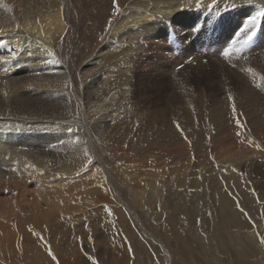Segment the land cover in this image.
<instances>
[{
    "label": "bare ground",
    "instance_id": "1",
    "mask_svg": "<svg viewBox=\"0 0 264 264\" xmlns=\"http://www.w3.org/2000/svg\"><path fill=\"white\" fill-rule=\"evenodd\" d=\"M110 1L115 2L116 5H114V7H113L110 4V7L111 8L113 7L114 9H115V7H117L114 11L117 10L116 12H118L119 14H117L118 18L116 20L113 19L114 23L108 32L109 33V37H107L108 38V49L107 48H105V49L101 48L98 51V53L96 52L97 53L96 55L91 54L89 56L86 54V56H83L82 59L77 60L76 59L77 57L74 56L75 53H74V51H72V48L69 49L67 47V45L69 47H71L70 40L72 39L73 34L77 31V27H75V25L73 24L74 23L73 13L75 12V10L74 11L72 10L73 12H71V9L74 8V7H72V3L76 2V7L78 8L77 5H80L82 2L83 5L85 6V10H87V11H88V9L90 7L89 5L91 3L92 8H91L90 14L94 15L95 13H97V12L93 11V10H95L94 8L97 7V9L99 11V9L101 7V2H104L103 4H105L104 9H106V12L110 13V11H109L110 7L107 4L109 2V0H0V264H97L98 260H101V262H103L104 264H140L139 261H141V259L138 260L136 257H135L136 259H133L134 256L130 252H124L127 254L123 253L124 254V255L122 254L123 256H121L120 254H119L120 256H118L116 254V252L113 251L115 254L113 253L112 258L102 260L103 259L102 252L106 253L108 251H111V248H109L106 245H104L102 249L97 247V244H99V243L101 244V242H103V243L107 242V245L110 242L109 241V233L108 234L102 233V235L101 234L99 235V238L104 237V238H102L103 241H101L99 238H96V236H98V235L95 236L94 231L97 230V232H99L98 227L96 230L92 231V233L94 232V234H93L94 236L89 235V234L87 235L86 233L89 232V231H87L85 233V235L83 234V236L80 234L78 240H75V241L73 240L75 242L73 244L67 242L68 240L65 241V239H63L65 241V244L67 243L65 246L61 245V243L59 245H56V244H53L51 242L52 243L51 245H53L52 248H53L54 252L53 251L52 252L54 253L53 254L54 256L51 255L50 253L48 254L47 251L50 249H48L47 251L44 249L45 242H47L49 238L52 239L53 235H54V237L57 238V236H55L56 232L52 231L51 228L50 229L48 228V223L50 221L52 222V220L54 221L56 219L55 216H57V215L59 216L60 214H58V213H61V212L63 214L64 213L63 211L66 209H70V208L73 209V208H77L78 206L81 207L82 204H86L85 209H88L87 203L94 202L92 200L95 199L94 197H95V195H97L96 193L100 189L102 194H104L103 191H107L108 193L109 192L111 193L109 195H112L111 197L113 199H111L110 197L109 198L107 197L109 202H112L113 204L117 202L116 204H118V205L122 204L124 208H127L131 212L130 215L133 216V219L135 222L134 228L137 227L141 237L143 236L145 239H147L149 242H151L153 239L151 238V236H149L150 235V233H149L150 229L148 230V228H147L148 226L144 227L147 224L144 225L143 222H141V221H143V219H141V221H139L137 219V217L135 215V213H136L135 211H137L138 208L136 206L135 208H137V209L135 211H133L131 209L130 206L132 205V203L130 206L127 203V202H129L128 200L130 198L127 200H123V198L120 196V191H122V189L125 188L124 190L130 191L133 193V195H135L136 201L134 203L139 206L140 210L145 209V207L147 208L146 205L144 206V202L146 204L148 203L145 201L148 196H150L151 198L154 197L157 205L159 206V207L157 206L158 209H160V207H161V210H163L164 205H165V192H166L165 187L167 188V186H168V185L166 186V182L168 179H170V176L176 177L177 179L180 178L177 180V182L175 180H173L176 182L175 185H177L179 183V187H180V183L183 184V182H184V184H185L187 182L193 181L194 178L192 177V173L190 172L191 163H192V159H198V161L201 162L200 159L202 157H199L201 155H199V156L196 155V153L201 154L200 151L204 150V149L199 148L200 147L199 144H201V143L204 144V147H205V145H209V147H207V150H206L207 156L212 155V156H216V158H218V161H219L218 168L219 169H221L223 172L227 173L228 177L231 176V178H233V180L236 183L243 184L247 188H249V186L247 185V183L244 180L243 175L241 174V168L243 170V168L245 167V169L250 170L251 172L255 171L256 173H258L259 170H262V171L264 170V132H259L258 130L255 131L251 127V129L249 128V130H250L249 132L245 131V130L237 131L238 132L237 136L236 137H235V135L233 136L234 139L231 137H228L229 133H227V132L229 131V129L225 128V126H223L222 119L220 117L222 112L217 110L219 115L216 116L217 117L216 119H218V123H217L218 128H216V129L221 130L223 127H224V129L221 132H219V134L221 133L222 135H220V137H218L219 136L218 135L217 136L218 138H216V140H214V139L212 141L210 140L211 142L209 144H206L207 142L204 140L203 134H202L203 140L201 139V134L199 132L200 130L198 131L199 132V134H198V132H196L195 129L193 130L190 127V129L193 131V134L191 135L190 133L192 131L187 133V131L184 130V132H183V129H181L180 126H177V125L172 126L171 124H169V125H171L169 127L170 130H169V132H167V133H169L170 136L169 135H167V136L170 137V139H168V145L177 146L175 148L171 146L173 150L175 149L174 152L172 151L173 153H170L172 149L169 152H168L169 149L166 150V148H165L166 151H164V150L162 151L161 148L159 149V147H162V149L164 148L163 144H162V146H160L161 145L159 143L160 139L159 140L156 139L157 141H153L155 143L156 142L159 143L160 144V145L158 144L159 146H156V145L153 146V143H152L153 139L151 140V144H152V146H151L150 143H147L148 140L144 141V139L146 137L144 139L142 138L144 142L140 141L137 143L134 139L135 144L137 143L136 145H133V144L129 145L127 143L129 147L126 145V142H125V146H124L125 148L123 147L124 144L123 145L120 144L123 142H120V143L117 142L120 144L119 146H121L120 147L121 149L119 151L118 150H116V151H118L120 153V155H122V154L125 155V157H124V155H122L123 158H125V161H124L125 164H124V166H121V165H123V161H122V164L119 162L121 165L120 164H118L117 166L114 165L115 166V168H113V169H115L114 171H116V167L118 168V170L115 173H117L118 171L120 172L118 175V177H119L118 179L120 181H118L117 178H114L117 181L116 180L114 181L112 179V177H113L112 176V173H113L112 167L113 166H109L107 164L106 158L108 156H110V153L112 152V149H113L112 147L117 146V145H114L112 143V140H110L108 138V136L110 137V134L108 135L107 133H109L108 132L109 125H112V124H110V121L113 124L115 122V121L113 122L112 116L119 114L118 112L121 109H123L122 107H125V105H126L125 102L127 99V93H128V91H130L128 89L129 87L127 86V83L125 81L126 77H128L127 73L129 71V66H130L129 65V62H130L129 57L132 55V53L143 48V45H142L140 40H143V38L157 39V37H160L162 39L165 38L164 39L165 43L173 42V40H172L173 37L171 35L172 29H169V27H167L168 26L167 22L172 23L174 30H180V31L181 30H188L187 36L193 37L194 36L193 32L195 30V27H198L199 21L202 17L210 16V15H216L217 12H219L221 10L231 9L232 6H234L233 4L237 5V8L239 9L241 14L249 15V16H255V15L258 16L259 13L264 12V0H110ZM229 4H230V6H229ZM104 9L102 11H104ZM102 11H101V13H102ZM81 12H82V10H81ZM229 12H227V13L229 14ZM98 14H100V12ZM223 14H224V12H223ZM79 16L81 17L82 15H79ZM110 17H112V16L110 15ZM259 17H260V15H259ZM92 19H95V16ZM98 19L93 20V21L96 22ZM230 21L231 20H229V22ZM236 22H233V23H236ZM80 23H82V22H80ZM80 23H79V25H80ZM262 23H263V21H262ZM106 24H108V23H106ZM111 24L112 23H110V25ZM201 24H202V22H201ZM83 25L85 26L86 23ZM110 25H109V27H110ZM219 25H220V23H219ZM226 25H227V23H226ZM263 25H264V23H263ZM80 27H83V26H80ZM94 27L95 26H93V28ZM83 28H82V30H83ZM85 30H83V31H85ZM102 31H104L103 28H102ZM230 31H231L230 26L225 27V30H224V32L221 33V35H224L225 38L226 37L228 38ZM85 32L82 35H85ZM93 32H94V30H93ZM105 32H107V29L105 30ZM79 33H80V30H79ZM217 34H219V30H218ZM103 35H104V37L106 36L105 34H103ZM85 36H83V38H85ZM96 37H97V35H95V39H96ZM212 37H214V36H211V42H212V39H215ZM100 39H102V37ZM74 40L75 39H73V41ZM261 41H260V43H261ZM75 42H77V41H75ZM88 43H89V41H88ZM90 43L96 44L98 42L93 43L91 41ZM222 43H224L223 39L219 40V38H218V40L215 42V45H221ZM77 44H80V42H78ZM91 44H89V45H91ZM175 44L176 43H174V42L171 43L173 53H174L173 57L174 58L175 57H181L182 53L180 50H178L177 44L176 45ZM227 46H228V44H227ZM258 46H256V47H258ZM6 47L8 48V51L6 50L7 49ZM86 47H88V46H86ZM67 48L70 50L69 54L71 55V53H72V55H71L70 60L65 59V60L69 61L68 63H65V61L62 60V57L58 58V57H56L57 55L55 56V54L57 51L62 49L61 50V52H62L64 49H67ZM258 48H261V47H258ZM2 49L3 50L5 49L6 51L3 53L1 51ZM57 49H59V50H57ZM88 49H89V47H88ZM262 49H261V51H262ZM83 51H85V50L83 49ZM253 51L259 52L260 49L257 50V48H255V49H253ZM65 52H66V50H64V54H65ZM248 54L250 55L249 52H248ZM59 55H61V54H59ZM70 55H69V57H70ZM66 56H67V54H66ZM246 57H247V55H246ZM254 57L255 58H253V59L251 58L249 61L248 60L247 61H240L239 64L242 67V71L236 72V74H234L235 75L234 77L237 78L236 80L241 83V86H242L241 93L243 95H245V97L252 99L253 109H251L250 113L252 111L256 110L254 112L255 116H252L251 119L249 120L250 124H257L258 126L264 127V55H262V53L261 54L259 53V55L257 57L255 55H254ZM67 58H68V56H67ZM213 58H215V57H213ZM252 60H255V63L252 62ZM217 62H218V60H217ZM221 62L223 63V61H221ZM233 71L234 70H232L231 72H233ZM130 84H132V83H130ZM76 93L78 96L80 94V96L78 98L81 99L80 101H82V105H83V106L78 107L81 114H76L77 111L73 113L72 109H71L72 114L71 113L69 114L68 111L60 110L58 108L57 109H54V108L47 109L48 107H51L56 103H60V100L63 98L73 97L74 94H76ZM83 94H84L86 99L82 98ZM132 103H134V102H132ZM74 105H76V104H74ZM136 105H137V103H136ZM233 105H235L233 100L228 99L227 101H225V103L222 104L223 108H221V104H219V109L220 108L223 109V112L226 109L230 110L232 112L231 115H235L236 120L239 121L240 117H239V112L237 110V106L235 105V108H233ZM35 106H36V109H34ZM137 106H139V105H137ZM42 113H46L49 118H48L47 122H41V126H39V124H35V123H37L39 121V119L41 118V117L39 118V115H41ZM125 113H123V114H125ZM260 113L262 115L261 117L259 116ZM125 116L128 118L127 115H125ZM119 117H120V115H119ZM126 117H124V118H126ZM212 117L214 118V116H212ZM119 119H116V120L118 121ZM124 120L125 119H123V121ZM213 120L215 121V119H213ZM234 120H235V118H234ZM157 121H159V120H157ZM214 121L213 122L211 121V122L214 123ZM125 122H126V120L124 121V123ZM240 122L241 121H239L237 123H240ZM10 123L12 124V126H3V124L8 125ZM116 123H118V122H116ZM42 125H45V126H42ZM73 126H75V128L81 127V126H86L88 128V131H89V129H91L95 135L92 136V140H91L90 136L88 137V139H87L86 135H82V136L79 135L78 137L76 136L77 138H79V140L81 139V142L77 144L78 146L76 145L78 148L72 147L70 145V147L68 146L69 149H67V151L62 153V148H61V145L63 144L62 140L65 138L64 140L68 139L67 140V142H68L70 140L69 138H71V139H72V137L75 138L74 136L76 134H74V133H71L70 135H68L69 133L66 134L68 129H70V130H71V128L73 129ZM46 128H50V131H48ZM75 128H74V130H75ZM165 128H166V126H165ZM167 129L168 128H166V130ZM212 130H213V126H212ZM106 131H107V133H106ZM50 132L52 133L53 138L50 136ZM162 132H163V130H162ZM225 132H226V135L224 134ZM140 133H143V131L142 132L140 131ZM140 133H138V134H140ZM89 134H91V131ZM131 134L132 133H130V135L128 137H130ZM106 135H107V137H106ZM112 135H113V133H112ZM117 135H119V133ZM159 135H158V138H161ZM195 135H196L197 139L200 140V141H198L199 143L198 142L195 143L194 138H192L193 140H191V137L192 136L194 137ZM113 136H115V135H113ZM212 136H216V133H215V135H212ZM120 137H122V136H120ZM120 137L118 136L119 139H120ZM126 137H127V135H126ZM118 138H117V140H118ZM138 138H137V141H138ZM86 139H87V143L83 142V140H86ZM111 139H113V138H111ZM79 140H77V141H79ZM120 140L123 141L122 138ZM163 140H164V142H167L164 137L161 141H163ZM130 141H132V140H130ZM70 143H72V141ZM102 144H104L105 146L107 145V148H109L111 150L107 154L106 158L100 159L98 157L97 153H99V151L103 149ZM180 144H182L183 146H180ZM165 145L167 146V144H165ZM192 145H194V146H192ZM179 146H180V148H179ZM66 147H67V145H66ZM193 147L197 148V150L194 151ZM107 148H106V150H107ZM140 148L143 151L142 150L139 151ZM148 148H150V149H148ZM169 148H170V146H169ZM115 149H116V147H115ZM145 149H146V151H145ZM147 149L149 151H147ZM137 151L139 152L138 155L136 154ZM162 152L165 155L164 157H162L163 155H161ZM103 154H105V153L103 152ZM177 154L179 156L185 157V158H183V161L177 160V156H178ZM119 157H121V156H118L117 158H119ZM134 157H136L138 160L135 159ZM174 157H175V159L171 160ZM117 158H115V159H117ZM162 158H163V161H161ZM121 160H123V159H120V161ZM115 161H117V160H115ZM256 166H257V168H256ZM166 168L168 169V171L171 170V172L170 173L167 172L168 173L167 174ZM258 168H260V169H258ZM215 170H217V168ZM221 170H220V172H218L219 170H217V172L222 174ZM246 172H248V171H246ZM105 173L108 176V177L106 176V180L104 178ZM242 173H244V172H242ZM84 175H89L90 177L87 176V178H85V177H83ZM107 178H109V181H107ZM168 181H170V180H168ZM210 182H211V180H210ZM216 182H218V181H216ZM48 183H49V185H47ZM44 185H47V186H44ZM191 185L193 186L192 182H191ZM214 185H215V182H214ZM211 186H213V185H211ZM225 186L228 187L229 185L226 184ZM199 187H201V186H199ZM189 188H191V187H189ZM189 188L187 187V190L185 191L186 196H188V198L187 197L186 198L189 200V202L187 204H190L194 197L205 196V194H204L205 192L201 193L200 189H198V191H193L194 189H189ZM219 189H221V186H219ZM209 191L210 190H208L206 192L209 193ZM211 191H213V190H211ZM211 191H210V193H211ZM123 193H124V191H123ZM189 194L192 195V197ZM219 194L222 197H224L221 193H219ZM126 195H128V194H126ZM129 195L131 196V194H129ZM207 195L208 194L206 193V196ZM101 196H103V195H101ZM209 197H210V195H209ZM103 198L104 197H102V200H103ZM172 198H174V197H172ZM169 200H170V198H169ZM132 202H133V197H132ZM181 202H184V201L181 199ZM101 203H102V201H101ZM112 203H110V206ZM181 204H184V203H181ZM103 207H104V204H103ZM123 207L121 206L119 209V207L117 206V209L120 210V213H121V208H123ZM174 207H175V210H177V211L179 210L177 205H176V202L173 205V208ZM104 208L102 209L103 211H104ZM111 208L114 209V206L110 207V209ZM190 208L194 209V207H190ZM89 209H90V207H89ZM221 209L222 210L219 212L218 215H220V216L223 215L222 218L224 220L227 219V222L229 223V228L232 231H236V232L239 230L237 232L238 234L237 235L235 234L236 239L235 238H233V239L238 241V246H241V249L239 250L240 254H242L244 257H247L246 263L247 264H264L263 257L261 259L259 257L258 258L256 257L257 258L256 261L253 260L255 258L254 256L258 252H263L262 244L259 243L258 238L251 231H247V230L242 231V229H244V228H248V229L252 228L253 227L252 223L254 225H259V222H257V220L255 218L254 219H252L251 217L249 218L250 220H252V223L250 222V220L248 219L247 216H246L247 218H243L244 215L242 216V213L241 212L239 213L237 211L238 210L237 208H236L237 210H235L233 207L231 208L228 206V202H227V199L225 197L223 198ZM119 210H117V212ZM140 210H138V212ZM149 210H151V208ZM167 210H169V209H167ZM72 211L69 213H74ZM95 211H96V209H95ZM98 211H101V210H98ZM144 211L147 212L148 210H144ZM83 212L84 211H82V213ZM105 212L107 214L109 211L108 212L105 211ZM150 212L152 214V211H150ZM170 212H171V214H170V217H168V218L172 217L171 219H173V221H175V219L180 220L179 217L181 215H179V213H178L180 211H178V212L170 211ZM114 213H116V211ZM122 213H124V212L122 211ZM165 213L167 214V212H165ZM66 214H68V213H66ZM101 214H103V213H101ZM126 214H127V212L124 213V215H126ZM128 214H129V212H128ZM139 214L141 215L142 213L139 212ZM151 214L149 216H151ZM63 215H61V216H63ZM80 215H81V213H80ZM95 215L97 217L100 214L99 215L95 214ZM108 215H110V214H108ZM113 215H112V217H113ZM153 215L154 216H153L152 220H154L153 221L154 227L155 228L157 227V230H158L159 229L158 227L162 226L164 223L161 224L160 226H158L159 221H160L159 220V218H160L159 214L156 215L154 213ZM161 215L164 217L163 214H161ZM188 215H190V213ZM162 216H161V218H162ZM73 217H74V215L72 216V218ZM96 217L94 219H96ZM99 217L101 218L102 216H99ZM106 217H107V215H106ZM112 217L110 216V218H112ZM122 217H124V219H126V216H122ZM141 217H142V215H141ZM165 217H164V219H165ZM59 218L61 221L62 219L60 216H59ZM64 218H66V215ZM72 218L70 219L71 221L74 219V218L73 219ZM91 218H93V217H91ZM120 218H121V216H120ZM94 219H92V220H94ZM118 219H119V215H118ZM118 219H116V220L118 221ZM129 219H130V217H129ZM57 220L59 221V219H57ZM169 220L170 219H168V222H169ZM181 220H180L179 228H182L181 231L185 232V235L187 237L184 236V238H188V241L191 239L194 243H197V245L199 247H201L202 257L203 256L205 257V258L203 257V259H204L203 262H205L204 264H227L228 263V262H225V260L220 255H219L220 259H217L215 254L213 253L214 251L211 252V248H210V252H209L210 256H211L210 257L207 254V251H205V249H206L205 245H207L206 244L207 242L204 245L206 238L203 236V234L200 235L197 232V228L195 227L196 229H194L191 224L190 225L186 224V222H185L186 220L184 222H181ZM216 220H218V219H216ZM69 221H68V223H69ZM73 221L76 222L75 219ZM107 221L109 222V220H107ZM129 221H132V220H129ZM176 221H175V223H176ZM86 222H88V220ZM95 222H93V223L89 222V224L91 225V223H92L94 226V224H96ZM98 222H100V221H98ZM108 222L105 223L103 221V223H105V224H108ZM111 222H114V221H110V223ZM121 222L123 223V220ZM127 222H128V220H127ZM162 222H165V221H162ZM168 222H166V223H168ZM178 222L176 224H178ZM169 223H168V225L171 224V223L170 224ZM55 224H57V221ZM112 224L111 225L109 224V225L112 226ZM114 224H116V222ZM118 224H119V222H118ZM129 224H133V223L129 222ZM148 224L150 225V223H148ZM172 224H174V223H172ZM176 224H175V226H176ZM214 224H215V222H214ZM57 225H59V224H57ZM57 225L55 228H57ZM62 225H64V224H62ZM72 225L73 224L71 223V226ZM77 225H79V224H77ZM77 225H75V226H77ZM101 225H103V224H101ZM165 225H167V224H165ZM165 225L162 227L165 228ZM85 226L83 228H85ZM113 226H115V225H113ZM171 226H173V225H171ZM107 227H108V225H107ZM130 227H131L130 229H128V230L125 229V230H127L128 232H129V230L131 231V229L133 228V225ZM154 227L152 226L151 227L152 231L150 230L153 233L155 230ZM241 227H244V228L241 229ZM80 228L81 227H78V230ZM83 228H81L80 230L82 231ZM104 228H103V230H105ZM110 228H112V227H110ZM110 228H109V230H110ZM124 228H125V226H124ZM57 229H55V230L57 231ZM87 229H88V227H87ZM113 229H114V227H113ZM60 230L62 231V229H60ZM66 230L68 231V229H66ZM71 230H72V228H71ZM159 230H161V229H159ZM165 230H166V228H165ZM172 230H174V229L172 228ZM172 230H171V232L173 235L174 233ZM223 230H225V229L223 228ZM62 232H64V231H62ZM107 232H109V231H107ZM123 232H124V230H123ZM159 232L161 233V234L159 233V235H162L163 231H159ZM166 232H168V229L166 230ZM70 233H72V232H70ZM61 234L62 233H60V235ZM67 234H69V233H67ZM76 234H74V235L76 236ZM111 234H113V233H111ZM135 234L138 235L136 233V231H135ZM167 234H169V233H167ZM175 234H176V232H175ZM217 234H219V233H217ZM232 234L233 233L231 232V235ZM244 234H247L246 239H245ZM117 235H121V234H117ZM140 235H138V236L140 237ZM75 236H73V237H75ZM128 236H129V234H128ZM177 236L178 235H175V238ZM179 236H183V235L180 234ZM58 237L60 238V236H58ZM65 237H66V235H65ZM111 237H113V236L111 235ZM119 237L120 236H118V238ZM137 237H134L135 242H137L136 241ZM143 237L141 239H143ZM217 237H219L221 239L220 243H218L219 244V250L223 251L224 256H226V252H228L227 245L229 246V241H227L228 238L227 239L225 238L226 239L225 240L224 238H221L220 236H217ZM56 238H54V239H56ZM59 238H57L58 242L60 241ZM131 238H132V236H131ZM219 238H218V240H220ZM67 239H69V235H68ZM113 239H114V237H113ZM113 239H112V241H113ZM209 239H211V238L209 237ZM242 239H244L242 241L243 243L240 244L239 240H242ZM49 241H51V240H49ZM159 241H160V239H159ZM165 241H166V239H165ZM177 241H178V239H177ZM188 241H187V243H188ZM123 242L124 241H122V243ZM115 243L118 244V242H115ZM152 243L154 245L155 242H152ZM176 243H178V242H176ZM262 243H264V239L262 240ZM62 244H64V243H62ZM110 245H113V244H110ZM136 246H137V244H136ZM179 246H181V245H179ZM63 247H65V249L68 251H63ZM122 247H123L122 249H124V245ZM134 247H135V245H134ZM149 247H150V245H149ZM151 247H152V245H151ZM193 247H195V245ZM113 248H112V250H113ZM117 248H119L118 245H117ZM183 248H182V250H183ZM186 248H187V246H186ZM229 249H231V248H229ZM128 250L131 251V249H128ZM136 250H137V248H136ZM152 251H151V253H152ZM180 252L181 251H179V253ZM216 252L217 251H215V253ZM117 253H119V251H117ZM151 253L149 255H151ZM201 253H199V254H201ZM223 253H222V255H223ZM32 254H33V256L35 255V258L32 256ZM139 254H142V253H139ZM246 254L248 256H246ZM56 255H57V257H55ZM169 255H171V254H169ZM237 255H235V256H237ZM107 256H108V253H107ZM152 256H153V254H152ZM152 256H150V258H152V260H153ZM167 256H168V254H167ZM200 257H201V255H200ZM239 257L240 256H237L236 258H239ZM226 258H228V256H226ZM197 259H198V261H200L199 257H197ZM230 259H231V257L227 260H230ZM156 260H157V257H156ZM156 260L154 259V261H156ZM171 260H170V262H172ZM150 261L151 260H149V263H150ZM201 262H202V260H201ZM203 262L201 264H203ZM158 264H160V263H158ZM182 264H184V262ZM194 264H195V262H194ZM231 264H235V261H232ZM241 264H242V262H241Z\"/></svg>",
    "mask_w": 264,
    "mask_h": 264
},
{
    "label": "rangeland",
    "instance_id": "2",
    "mask_svg": "<svg viewBox=\"0 0 264 264\" xmlns=\"http://www.w3.org/2000/svg\"><path fill=\"white\" fill-rule=\"evenodd\" d=\"M104 2H101V7L98 11L97 7L94 8L95 10H93L94 12H97L95 13L94 15H91L90 14V11H91V6L92 4L90 3V7L87 10H85V6L83 5V3L81 2L80 5H77L76 7V2H73L72 3V7H74L73 9H71V12H73L75 10V12L73 13V20H74V25L75 27H77V31L73 34V37L72 39L70 40V45L71 47H69L67 45V47L69 49L72 48V51H74V56L77 57L76 59H82L83 56H86L87 55H91V54H94L96 55L98 53V51L103 48H107L108 49V38L109 37V29L112 27L113 25V19H117L118 16L117 14H119L118 12L114 11L117 7H115V9L113 8L115 4L114 1H110L107 3L110 7V4L111 6H113L112 8L110 7V13L106 12V9H104V5L103 4ZM234 6H232L231 9H227V10H221L219 12H217L216 15H210V16H204L200 19L199 21V24H198V27H195V30L193 32L194 36L193 37H188L186 35V37L189 39H191V44L189 46V48H184L182 49L180 47V40L178 38V34L176 32V30H174L173 28V25L172 23H169L167 22V27H169V29H172V32H171V35H172V40L174 43L177 44V47H178V50L181 51L182 53V56L181 57H173L174 56V53H173V49H172V45L171 43L173 42H167L165 43L164 39L165 38H160V37H157V39H151V38H143V40H140L142 45H143V48L140 49V50H137L136 52L132 53V55L129 57L130 59V62H129V71H128V77H126V83H127V86L129 87L128 89L130 91H128L127 93V99H126V105L125 107H122L123 109H121L118 113L119 114H116L114 116H112V119H113V123H111L110 121V124L112 125H109V130L107 133L109 135L110 134V137L108 136V138L110 140H112V143L114 145H117V146H114L112 147V152L110 153V156H107V154L110 152L111 149L107 148V145L105 146L104 144H102L103 146V149L99 151L98 154V157L101 159V158H106V161H107V164L109 166H113V168H115L114 165H118V164H122V161H123V165L121 166H124V161H125V158H123L122 155H120V153L118 152L121 148V146H119L120 144H124L123 147L125 146V142H126V145L128 146L133 144V145H136L138 142H142L143 139L144 141L148 140L147 143H150L151 144V140H152V143H153V146H162L163 144V149L162 147H159V149L161 148V150L163 151H166L168 150V152L172 149V147H177V146H174V145H168V139H170V137H168L167 135H169V127L172 125H178L180 126L181 129H183V132L184 130L188 132H191L192 130L191 129H195L196 132H200L201 134V139L203 140V137H204V140L207 142L206 144H209L213 139L216 140V138L220 137V135H222L221 133L219 134V132H221L224 127L219 130V129H216L218 128L217 126V123H218V119H216L219 115L218 111H221V119H222V123H223V126H225V128H228L229 131L227 133H229L228 137H231L233 138V136L235 135V137L237 136V131H241V130H245V131H250L249 128L251 129H254L255 131L258 130L259 132H264V127H261V126H258L257 124H250V119L252 116H255V111H251V109H253L252 107V99H249L247 97H245V95H243L241 93V83L239 81H237L234 76V74H236V72H239V71H242V67L241 65L239 64L240 61H249L251 58H255L254 55L257 57L259 55V53L262 55H264V16H260L259 15H255L257 16V19H256V23L253 25V24H250V18L252 16H249V15H244V14H241L239 9L237 8V5L233 4ZM81 6V7H80ZM230 6V4H229ZM235 7V8H234ZM76 8V9H75ZM104 11H102L103 9ZM97 9V10H96ZM234 9V10H233ZM73 10V11H72ZM78 10V11H77ZM82 10V12H81ZM102 11V13H101ZM108 11V10H107ZM113 11V12H112ZM229 12V14L227 12ZM77 12V13H76ZM85 12V13H84ZM100 12V14H98ZM106 12V13H105ZM224 12V14H223ZM239 12V13H238ZM87 13V14H86ZM89 13V14H88ZM98 14V15H97ZM113 14V15H112ZM226 14V15H225ZM228 14V15H227ZM79 15H82L81 17ZM88 15V16H87ZM108 15V16H107ZM110 15L112 17H110ZM221 15V16H220ZM224 15V16H223ZM76 16V17H75ZM95 16V19H92L94 18ZM101 16V17H100ZM117 16V17H116ZM233 16V17H232ZM235 16V17H234ZM99 19H98V18ZM114 17V18H113ZM210 17V18H209ZM218 17V18H217ZM222 17V18H221ZM225 17V18H224ZM80 18V19H79ZM85 18V19H84ZM88 18V19H87ZM112 18V19H111ZM236 20H235V19ZM260 18V19H259ZM84 19V20H83ZM92 19V20H91ZM98 19L96 22L93 21V20H96ZM215 21H214V20ZM228 19V20H227ZM81 20V21H80ZM89 20V21H88ZM229 20H231L229 22ZM235 20V21H234ZM112 21V22H111ZM204 21V22H203ZM207 21V22H206ZM214 21V22H213ZM217 21V22H216ZM219 21V22H218ZM229 23H228V22ZM237 21V22H236ZM263 21V23H262ZM80 25H79V23ZM202 22V24H201ZM210 22V23H209ZM233 22H236V23H233ZM76 23V24H75ZM78 23V24H77ZM86 25L84 26L83 24ZM108 23V24H106ZM110 23H112L110 25ZM218 23V24H217ZM220 23V25H219ZM227 23V25H226ZM95 26L93 28V26ZM105 25V26H104ZM108 25V26H107ZM110 25V27H109ZM263 25V26H262ZM80 26H83V27H80ZM88 28H87V27ZM230 26L231 27V31L228 35V38L224 35H221L222 32H224L225 30V27H228ZM79 27V28H78ZM217 29H216V28ZM85 30L83 31L82 30ZM102 28L104 31H102ZM80 30V33H79V30ZM107 29V32H105V30ZM215 29V30H214ZM82 30V31H81ZM92 30V31H91ZM94 30V32H93ZM218 30H219V34L218 33ZM223 30V31H222ZM263 30V31H262ZM91 31V32H90ZM180 31V30H179ZM188 30H186L187 32ZM85 32V35H82L84 34ZM200 32V33H199ZM263 32V33H262ZM93 33V34H92ZM105 34L106 36L104 37L103 34ZM107 33V34H106ZM188 33V32H187ZM202 33V34H201ZM209 33V34H208ZM76 34V35H75ZM97 35L96 39H95V35ZM108 35V36H107ZM261 35V36H260ZM79 36V37H78ZM83 36H85V38H83ZM92 38H91V37ZM197 36V37H196ZM211 36H214L212 38H215V39H212V42H211ZM223 36V37H222ZM233 36V37H232ZM243 36V37H242ZM252 37L251 40H249V37ZM88 39H87V38ZM102 37V39L100 38ZM185 37V41L183 43H188V41L186 40L187 38ZM199 37V38H198ZM208 37V38H207ZM257 37V38H256ZM260 37V38H259ZM79 38V39H78ZM194 40H193V39ZM223 39L224 43H222L221 45H215V42L218 40ZM242 38V39H241ZM263 38V39H262ZM73 39H75L73 41ZM78 39V40H77ZM95 41H94V40ZM231 39L235 40L234 43L230 44V41ZM241 39V40H240ZM261 44L260 43V41ZM77 41V42H75ZM89 41V43H88ZM98 42L96 44H91L90 42ZM104 43H103V42ZM78 42H80V44H77ZM86 42V43H85ZM214 42V43H213ZM88 43V44H87ZM107 43V44H106ZM76 46H75V45ZM91 44V45H89ZM166 44V45H165ZM175 44V45H176ZM208 44V45H207ZM228 44V46H227ZM74 45V46H73ZM89 47H86V46ZM99 45V46H98ZM205 45V46H204ZM238 45V46H237ZM259 45V46H258ZM85 50L83 51V49ZM261 47V48H258V47ZM77 47V48H76ZM204 47V48H203ZM7 48V47H6ZM64 49L66 50L65 54H64V50L61 52V50L57 51L55 56L60 58L62 57V60L65 61V63H68L69 61H67L68 59L70 60L71 58V55L69 54L70 50L69 49ZM196 48V49H195ZM199 48V49H198ZM257 48V50L260 49V51H253V49ZM263 48V49H262ZM82 49V50H81ZM88 49V50H87ZM97 51H96V50ZM231 50L229 52V55L225 56L223 53L227 50ZM246 49V50H245ZM262 49V51H261ZM8 51V48L6 49ZM5 49L1 50L3 53L6 51ZM95 50V51H94ZM251 50V51H250ZM80 51V52H79ZM140 51V52H139ZM210 51V52H209ZM250 53V55L248 54V52ZM68 52V53H67ZM85 52V53H84ZM97 52V53H96ZM83 53V54H82ZM214 53V54H213ZM217 55H216V54ZM220 53V54H219ZM256 53V54H255ZM61 54V55H59ZM68 58H67V56ZM203 54L205 57L209 58V63H207V65H204V66H201V67H194V66H189L188 63L189 61H185L186 58H188L189 56H198V55H201ZM247 57H246V55ZM254 54V55H253ZM70 55V57H69ZM136 55V56H135ZM212 55V56H211ZM252 56V57H251ZM215 57V58H213ZM222 57V58H221ZM251 57V58H250ZM179 58V59H178ZM190 58V57H189ZM202 58V57H201ZM211 58V59H210ZM219 58V59H218ZM67 59V60H65ZM232 59V60H231ZM133 60V61H132ZM218 60V62H217ZM223 61V63L221 62ZM188 62V63H186ZM234 62V63H233ZM252 62L255 63V60H252ZM131 63V64H130ZM232 70H234L233 72H231ZM238 70V71H237ZM233 73V74H232ZM130 75V76H129ZM130 77V78H129ZM128 79V80H127ZM132 79V80H131ZM226 79V80H225ZM130 80V81H129ZM235 80V81H234ZM128 81V82H127ZM229 81V82H228ZM228 82V83H227ZM132 83V84H130ZM239 83V84H238ZM80 85V84H79ZM227 85V86H226ZM132 89V90H131ZM113 92V91H112ZM111 92V93H112ZM110 93V94H111ZM132 93V94H131ZM130 94V95H129ZM80 96V94H79ZM76 94H74L73 97H66V98H63L60 100V103H56L54 104L53 106L51 107H48L47 109L49 108H54V109H60V110H64V111H68L69 114L71 113L72 114V110H73V113L76 112V114H81V112L79 111L78 107L80 106H83L82 105V101H80L81 99L78 98L79 97ZM72 98V99H71ZM82 98L86 99L84 94L82 96ZM228 99L230 100H233V102L235 103V105L237 106V110L239 112V121H241L240 123H237L239 122L238 120H236V116L235 115H231V111L226 109L224 112H223V108L222 107V104L225 103V101H227ZM128 100V101H127ZM254 101V100H253ZM74 102V103H73ZM81 102V103H80ZM134 102V103H132ZM62 103V104H61ZM139 105L137 106L136 105ZM65 104V105H64ZM70 104V105H69ZM76 104V105H74ZM132 106H131V105ZM219 104H221V108L219 109ZM73 105V106H72ZM78 105V106H77ZM130 108H128V107ZM69 107V108H68ZM72 107V108H71ZM76 107V108H75ZM139 107V108H138ZM142 107V108H141ZM226 107V106H225ZM125 108V109H124ZM34 109H36V106L34 107ZM46 109V110H47ZM70 109V110H69ZM72 109V110H71ZM77 109V110H76ZM132 109V110H131ZM128 112H127V111ZM79 111V112H78ZM133 111V112H132ZM214 111V112H213ZM38 112V111H37ZM126 112V113H125ZM125 113V114H123ZM139 113V114H138ZM214 114V115H213ZM230 114V115H229ZM23 115V114H22ZM44 115V116H43ZM120 115V117H119ZM124 115V116H123ZM127 115L128 118L125 116ZM141 116V117H140ZM214 116V118L212 117ZM259 116L261 117V113L259 114ZM41 117V118H40ZM80 117V116H79ZM117 117V118H116ZM120 119H119V118ZM123 117V118H122ZM126 117V118H124ZM152 117V118H151ZM39 121L35 124H39V126H41V122H47L48 120V116L46 113H42L41 115H39ZM146 118V119H145ZM212 118V119H211ZM225 118V119H224ZM235 118V120H234ZM45 119V120H44ZM116 119H119L118 121ZM123 119L126 120V122L124 123ZM144 119V120H143ZM215 119V121L213 120ZM220 119V118H219ZM224 119V120H223ZM50 120V119H49ZM152 120V121H151ZM159 120V121H157ZM151 121V122H150ZM214 121V123L212 122ZM118 122V123H116ZM216 123V124H215ZM225 123V124H224ZM34 124V125H35ZM116 124V125H115ZM126 124V125H125ZM140 124V125H139ZM151 124V125H150ZM171 124V125H169ZM125 125V126H124ZM257 125V126H256ZM3 126H12V124H3ZM42 126H45V125H42ZM47 126V125H46ZM144 126V127H143ZM147 126V127H146ZM168 128L166 130V128ZM182 126V127H181ZM194 126V127H193ZM212 126H213V130H212ZM131 129H130V128ZM191 127V129H190ZM196 127V128H195ZM75 126H73V129L71 128L67 130L66 134L70 135L71 133H74L76 134L72 139L69 138L70 140L67 142V140H62V145H61V148H62V153H64L65 151H67V149H69L70 145L72 147H77L78 143L81 142V139L79 140V138H77L79 135H86L87 139L88 137L90 136L91 137V140H92V136L95 135L94 132H92L91 129H89L88 131V128L86 126H81V127H77L75 128ZM163 128V129H162ZM48 131H50V128H46ZM80 129V130H79ZM190 131H189V130ZM203 129V130H202ZM239 129V130H238ZM74 130V131H73ZM163 130V132H162ZM72 131V132H71ZM86 131V132H85ZM91 131V134H89ZM139 131V132H138ZM140 131L143 133H140ZM145 131V132H144ZM148 131V132H147ZM156 131V132H155ZM161 131V132H160ZM231 131V132H230ZM147 132V133H146ZM198 132V134H199ZM202 132V133H201ZM209 132V133H208ZM216 133V136H212V135H215ZM218 132V133H217ZM78 133V134H77ZM115 135L113 136L112 135ZM119 133V135H117ZM127 133V134H126ZM131 134L130 137H128L129 135ZM140 133V134H138ZM160 135H159V134ZM167 133V134H166ZM186 133V132H185ZM214 133V134H213ZM236 133V134H235ZM127 137H126V135ZM142 134V135H141ZM145 136H144V135ZM164 134V135H163ZM191 135L193 134V131L190 133ZM204 136H203V135ZM206 134V135H205ZM226 135V132L224 133ZM223 134V135H224ZM158 135L163 139V137L165 138V140L167 142H164L161 141L162 139L161 138H158ZM162 135V136H161ZM219 135V136H218ZM50 136L52 137V133L50 132ZM77 136V137H76ZM113 136V137H112ZM117 136V137H116ZM118 136H122L120 137V139L122 138V140H120L118 138ZM143 136V137H142ZM170 136V135H169ZM203 136V137H202ZM211 136V137H210ZM218 136V137H217ZM107 137V135H106ZM115 137V138H114ZM133 139H132V138ZM139 137V138H138ZM154 137V138H153ZM53 138V137H52ZM113 138V139H111ZM118 138V140H117ZM131 138V139H130ZM137 138H138V141H137ZM143 138V139H142ZM151 138V139H150ZM192 138H194V141L195 143L200 141L199 139H197L196 135L193 137H191V140H193ZM76 139V140H75ZM87 139L86 140H83V142L87 143ZM134 139L135 141L137 142L135 144L134 142ZM140 139V140H139ZM155 139V140H154ZM159 140V143H155L153 141H157ZM208 139V140H207ZM234 139V138H233ZM79 140V141H77ZM109 140V141H110ZM127 140V141H126ZM132 140V141H130ZM201 140V141H202ZM211 140V141H210ZM64 141V142H63ZM72 141V143H70ZM114 141V142H113ZM143 141V142H144ZM193 141V142H194ZM117 142H123V143H117ZM203 142V141H202ZM68 143V144H67ZM74 143V144H73ZM128 143V144H127ZM155 143V144H154ZM199 143V142H198ZM159 144V145H158ZM167 144V146L165 145ZM170 144V143H169ZM193 144V143H192ZM67 145V147H66ZM77 145V146H76ZM165 145V146H164ZM201 149H204L202 151H200L201 154H197V156L199 157H202L200 159L201 162L198 161V159H192V163H191V170L190 172L192 173V177L194 178L193 181H190V182H187L184 184H181L180 183V187H179V183L177 185H175V183L177 182L178 179L180 178H176V177H173V176H170V181L167 180L166 182V186L167 188L165 187V205H164V209L161 210V207L160 209H158V205L156 203V200L154 197H150L148 196L146 198V202H148L147 204L144 202V206L146 205L147 208L145 207V209H141L139 208L138 205H136L134 202L136 201V198H135V195H133L132 192L130 191H126L124 189H122V191H120V196L123 198V200H127L129 199L128 201L130 202H127L128 205L130 206L131 203L132 205L130 206L131 209L133 211H135L137 208L138 210H140L139 212H141L142 214V217L141 215L139 214L138 210L135 211V215L137 217V219L139 221H141V219H143V224H147L145 225L144 227L148 226V230L150 229L151 230V227L153 226L154 227V220L153 219V214L155 213L156 215L159 214V225L160 226L161 224H163L162 226H164L165 224V228L166 230L168 229V232H166L165 228L160 226L158 227L159 231H163L162 232V235H159V231L157 230V227L155 228L154 227V233L151 232L149 230V233L151 236V238L153 239L151 242H149L147 239H145L143 236V239H141V235L137 229V227L134 228V219H133V216L130 215V211L127 209V208H124L123 205L121 204H116V203H112V202H109L107 197L113 199L111 196L112 195H109L111 194L110 192L108 193L107 191H103L104 194H102V192L99 191L96 193L97 195H95V199H93L92 201L94 202H90V203H87V208L88 209H85L86 208V204H82L81 207H77V208H70V209H66L64 210L62 214L61 213H58L60 214L59 216L61 217V221H60V218L59 216H55V222L52 220V222L50 221L48 223V228L52 229V231L56 232V235L57 238H59L58 236H60V239L58 242V239L56 237H52L48 239L47 242H45V247L44 249L48 252V254L50 253L51 255H53L54 253V250L52 248L53 245H51L52 243L53 244H56V245H59L61 243V245L65 246V241L69 242V243H75L74 241L75 240H78L80 234L83 236V234L85 235V233L87 231L86 234L88 235H93L94 232H95V236L96 238H99V235L102 233L104 234H108L109 233V243L107 245V242L103 243L101 242V244H97V247L102 249L104 245L108 246L109 248H111V251H108V252H102V255H103V259L102 260H105V259H109V258H112L113 256V253L116 252V254L118 256H123L124 254H127V253H124V252H130L132 253V255L134 256L133 259H141L140 264H182L184 262V264H201L203 262V257H202V251H201V247H199L197 245V243H194L191 239L188 241V238H184L185 235V232L184 231H181L182 228H179L180 226V220L181 222H186V224L188 225H192L194 229L197 228V232L201 235L203 234V236L206 238V241L204 242V245L205 243L207 245L206 246V249L205 251H207V254L210 256V248H211V252L214 251L213 253L215 254L216 258L217 259H220L219 257L221 256L225 262H228L227 264H231L232 261H235V264H247V257H244L242 254H240L239 250L241 249V246H238V241L237 240H234L233 238L236 237V235L238 234L236 231H232L230 228H229V223L227 222V219H223L222 216L218 215L219 212L222 210L221 209V206H222V202H223V198L225 197L227 199V202H228V206L229 207H233L235 210H237L239 213L241 212L242 213V216L243 218H247L248 219L251 217L252 219H256L257 222H259V225H254L252 223V220H250V222L252 223L253 227L248 229V228H244V227H241L244 228L242 229V231H251L257 238H258V241L259 243L262 244V247H263V252H258L254 257V261H256V259L259 257L260 259L263 257V260H264V243H262V240L264 239V170H259L258 173H256L255 171H250V170H247L245 169V167L241 168V174L243 175L244 177V180L245 182L247 183V185L249 186V188H247L245 185L243 184H238L236 183L233 178L228 177L227 173L223 172L221 169L218 168V165H219V161H218V158H216V156H212V155H209L207 156V147H209V145H205L204 147V144L201 143L199 144ZM69 146V147H68ZM126 146V147H127ZM152 146V144H151ZM170 146V148H169ZM172 146V147H171ZM180 146H183L182 144H180ZM179 146V148H180ZM194 146V145H192ZM116 147V149H115ZM129 147V146H128ZM127 147V148H128ZM78 148V147H77ZM107 148V150H106ZM125 148V147H124ZM151 148V147H150ZM148 148V149H150ZM166 148V150H165ZM147 149V151H149ZM177 149V148H176ZM115 150V151H114ZM118 150V151H116ZM142 149L140 148L139 151H141ZM178 150V149H177ZM180 150V149H179ZM193 150L196 151L197 148L193 147ZM143 151V150H142ZM146 151V149H145ZM175 151V149L171 150L170 153H173ZM103 152L105 154H103ZM118 155V156H121L119 158H117L118 156L115 154V153ZM211 152V151H210ZM112 154V155H111ZM114 154V155H113ZM137 155L139 154V152L137 151L136 153ZM116 155V156H115ZM161 155H163L162 157H164V153L162 152ZM178 155V154H177ZM176 155V156H177ZM125 157V155H124ZM156 157V156H155ZM117 158V159H115ZM135 159H137L136 157H134ZM139 158V157H138ZM183 156H177V160L178 161H183ZM194 158V157H193ZM110 159V160H109ZM120 159H123L120 161ZM174 158H172L171 160H174ZM214 159V160H213ZM117 160V161H115ZM138 160V159H137ZM136 160V161H137ZM208 160V161H207ZM113 161V162H112ZM161 161H163V158L161 159ZM118 162V163H117ZM120 162V163H119ZM215 162V163H214ZM259 167V166H258ZM217 168V170H219L218 172H220V170L222 171V174L218 173L217 170L215 169ZM257 168V166H256ZM167 169V168H166ZM260 169V168H258ZM115 169H113V173H112V179L115 181L116 179L114 178H117L118 181H120L118 178V175H119V171L117 173H115L118 168L116 167V171H114ZM170 170V169H169ZM166 171V170H165ZM248 171V172H246ZM170 173V171H166V173ZM244 172V173H242ZM167 173V174H168ZM226 174V175H225ZM115 175V176H114ZM90 177L89 175H84L83 177L87 178ZM104 178L106 180V176L107 174L105 173L104 174ZM108 177V176H107ZM116 180V181H117ZM175 180V181H173ZM211 180V182H210ZM218 182H216V181ZM72 181V180H71ZM107 181H109V178H107ZM191 182L193 184V186L191 185ZM214 182H215V185H214ZM33 183V182H32ZM172 185H171V184ZM174 183V184H173ZM212 183V184H211ZM229 185L228 187H226L225 185ZM49 185V183L47 184ZM47 185H44V186H47ZM170 185V186H169ZM182 185V186H181ZM184 185V186H183ZM213 185V186H211ZM174 186V187H173ZM196 186V187H195ZM201 186V187H199ZM216 186V187H215ZM219 186H221V189H219ZM225 186V187H224ZM187 187H191L189 189H194L193 191H198V189L201 190V193L205 192V196H198V197H194L192 202L190 204H187L189 202V200L187 199L188 196H186L185 194V191L187 190ZM198 187V188H197ZM218 188V189H217ZM175 191H173V190ZM120 190V189H119ZM208 190H213L206 192ZM124 191V193H123ZM126 191V192H125ZM172 191V192H171ZM184 191V192H183ZM101 192V193H100ZM130 192V193H129ZM183 192V193H182ZM200 192V191H199ZM99 193V194H98ZM206 193L208 194L206 196ZM213 193V194H212ZM219 193H221L224 197H222ZM128 194V195H126ZM131 194V196L129 195ZM150 194V193H149ZM103 195V196H101ZM190 195V194H189ZM210 195V197H209ZM97 196V197H96ZM124 196V197H123ZM129 196V197H128ZM192 197V195H190ZM102 197H106L105 199L103 198L102 200ZM126 197V198H125ZM132 197H133V202H132ZM174 197V198H172ZM187 197V198H186ZM209 197V198H208ZM212 197V198H211ZM170 198V200H169ZM186 198V199H185ZM211 198V199H210ZM148 199V200H147ZM181 199L184 201V202H181ZM102 203H101V201ZM186 200V201H185ZM188 200V201H187ZM229 200V201H228ZM150 201V202H149ZM174 201V202H173ZM97 202V203H96ZM155 202V203H154ZM176 202V205L178 207V212L177 210H175V207L173 208V205L174 203ZM184 203V204H181V203ZM231 204H230V203ZM95 203V204H94ZM106 203V204H105ZM110 203L111 206H110ZM186 203V204H185ZM90 204V205H89ZM94 204V205H93ZM102 204V205H101ZM103 204H104V207H103ZM109 204V205H108ZM156 204V205H155ZM85 205V206H84ZM97 205V206H96ZM100 207H99V206ZM232 205V206H231ZM84 206V207H83ZM93 206V207H92ZM96 206V207H95ZM114 206V209H110V207ZM117 206L120 207L122 206L123 208H121V213H120V210L117 209ZM137 206V208H135ZM158 206V207H157ZM167 206V207H166ZM169 206V207H168ZM180 206V207H179ZM90 207V209H89ZM93 209H92V208ZM99 207V208H98ZM102 207V208H101ZM133 207V208H132ZM166 207V208H165ZM171 207V208H170ZM190 207H194V209H191ZM96 211H95V209ZM101 208V209H100ZM104 208V211L102 210ZM107 208V209H106ZM151 208V210H149ZM153 208V209H152ZM237 208V209H236ZM77 211H76V210ZM110 209V210H109ZM123 209V210H122ZM126 211H125V210ZM156 209V210H155ZM166 209V210H165ZM169 209V210H167ZM174 209V210H173ZM177 209V208H176ZM68 210V211H67ZM73 210V211H72ZM75 210V211H74ZM80 210V211H79ZM87 210V211H86ZM98 210H101V211H98ZM117 210H119L117 212ZM144 210H148L147 212H145ZM159 210V211H158ZM234 210V211H235ZM74 212V213H69V212ZM79 211V212H78ZM82 211H84L82 213ZM88 213H86V212ZM105 211H109L107 214ZM116 211V213H114ZM122 211L125 213L127 212L126 215H124V213H122ZM152 211V214L151 212ZM154 211V212H153ZM170 211H176L179 213V215H181L179 217L180 220L178 219H175L176 223L178 222V224L175 223V221H173V219L171 218H168L170 217V214L171 212ZM92 212V213H91ZM111 212V213H110ZM129 212V214H128ZM150 212V213H149ZM167 212V214L165 213ZM68 213V214H66ZM81 213V215H80ZM85 213V214H84ZM94 213V214H93ZM103 213V214H101ZM144 213V214H143ZM148 213V214H147ZM165 213V214H164ZM190 213V215H188ZM250 213V214H249ZM99 215V216H102L101 218L99 216L96 217V215ZM105 214V215H104ZM110 214V215H108ZM114 214V215H113ZM117 214V215H116ZM151 214V216H149ZM163 214L164 217L161 215ZM63 215V216H61ZM66 215V218H64ZM74 215V219L76 220L73 221L74 219L72 218V216ZM76 215V216H75ZM78 215V216H77ZM84 215V216H83ZM107 215V217H106ZM113 215V217H112ZM118 215H119V219H118ZM138 215V216H137ZM148 215V216H147ZM162 219L161 218V216ZM169 215V216H168ZM70 216V217H69ZM80 216V217H79ZM86 216V217H85ZM88 216V217H87ZM96 219H94L95 217ZM105 216V217H104ZM110 216L112 218H110ZM121 216V218H120ZM122 216H126V219H124V217ZM141 218H140V217ZM225 216V215H224ZM247 216V217H246ZM76 217V218H75ZM81 219H79V218ZM90 217V218H89ZM93 217V218H91ZM130 217V219H129ZM73 219L72 221L70 219ZM84 220H83V219ZM88 218V219H87ZM105 218V219H104ZM132 218V219H131ZM59 219V221L57 220ZM79 219V220H78ZM94 219V220H92ZM111 219V220H110ZM118 219V221L116 220ZM148 219V220H147ZM162 219V220H161ZM168 219L169 223L168 222ZM218 219V220H216ZM66 220V221H65ZM69 223H68V221ZM88 220V222H86ZM92 220V221H91ZM106 220V221H105ZM109 220V222L107 221ZM123 220V223L121 222ZM128 220V222H127ZM129 220H132V221H129ZM137 220V221H138ZM152 220V221H151ZM167 220V221H166ZM57 221V224H55ZM84 223H83V222ZM96 221V222H95ZM100 221V222H98ZM103 221L105 223L108 222V224H105L103 223ZM110 221H114V222H111ZM138 221V222H139ZM162 221H165V222H162ZM173 221V222H172ZM59 222V223H58ZM68 224H67V223ZM75 224H74V223ZM89 222H95L96 224H93L91 223V225L89 224ZM116 222V224H114ZM119 222V224H118ZM125 226L121 224V223ZM129 222L133 223V224H129ZM168 222L170 225H168ZM205 222V223H204ZM215 222V224H214ZM66 223V224H65ZM71 223L73 224L71 226ZM83 223V224H82ZM99 225H98V224ZM113 223V224H112ZM128 223V224H127ZM150 223V225L148 224ZM152 223V224H151ZM174 223V224H172ZM51 226H50V225ZM64 224V225H62ZM79 224V225H77ZM86 226H85V225ZM88 224V225H87ZM103 224V225H101ZM112 224V226L110 225ZM178 227H176L175 226ZM261 224V225H260ZM55 225V226H54ZM57 225V228H55ZM77 225V226H75ZM101 225V226H100ZM108 225V227H107ZM115 225V226H113ZM118 225V226H117ZM128 227H127V226ZM133 225V228L131 229V231L129 230V232L127 231L128 229H130ZM173 225V226H171ZM69 228H68V227ZM85 226V228H83ZM93 226V227H92ZM105 228H104V227ZM168 228H167V227ZM204 228H203V227ZM72 230H71V228ZM74 227V228H73ZM77 227V228H76ZM78 227H81L83 228L82 231L79 229L78 230ZM88 227V229H87ZM91 227V228H90ZM97 227L99 229V232H97ZM112 227V228H110ZM114 227V229H113ZM121 227V228H120ZM163 229H162V228ZM196 227V228H195ZM225 230H223V228ZM57 229V231L55 229ZM62 229V232L60 229ZM77 230H76V229ZM90 228V229H89ZM95 228V229H94ZM101 228V229H100ZM103 228L105 230H103ZM108 228V229H107ZM110 228V230H109ZM171 228V229H170ZM172 228L175 230H172ZM177 230H176V229ZM46 229V228H45ZM68 229V231L66 230ZM107 229V230H106ZM116 229V230H115ZM124 232H123V230ZM127 229V230H125ZM202 229V230H201ZM59 230V231H58ZM76 230V231H75ZM96 230V231H94ZM103 230V231H102ZM112 230V231H111ZM133 230V231H132ZM171 230L173 231V235H172V232ZM46 231V230H45ZM67 231V232H66ZM74 232L73 234L70 233V232ZM81 231V232H80ZM92 231H94L92 233ZM106 231V232H105ZM109 231V232H107ZM135 231L138 235H140V237L138 235L135 234ZM138 231V232H137ZM183 235V236H179L180 234L178 232ZM97 232V233H96ZM119 232V233H118ZM166 232V233H165ZM176 232V234H175ZM231 232L233 233L231 235ZM60 233H62L60 235ZM64 233V234H63ZM69 233V234H67ZM78 235H77V234ZM113 233V234H111ZM115 233V234H114ZM127 235H126V234ZM152 233V234H151ZM165 233V234H164ZM169 233V234H167ZM219 233V234H217ZM223 233V234H222ZM55 234V233H54ZM59 234V235H58ZM76 234V236L74 235ZM114 237H111V235ZM117 234H121V235H117ZM129 234V236H128ZM133 234V235H132ZM158 234V235H157ZM161 234V233H160ZM236 234V235H235ZM66 235V237H65ZM68 235H69V239L68 238ZM93 235V236H94ZM116 235V236H115ZM123 235V236H122ZM171 235V236H170ZM175 235H178L176 238H175ZM220 236L221 238H228L227 241H229V246L227 245L228 247V252H226V256H228V258H226V256H224V253L223 251L219 250V244L221 239L217 236ZM245 235V239L247 238V234H244ZM75 236V237H73ZM118 236H120L118 238ZM132 236V238H131ZM138 236V237H137ZM153 236V237H152ZM157 236V237H156ZM234 236V237H233ZM64 237V238H63ZM72 239H71V238ZM129 237V238H128ZM134 237H137V242H135L134 240ZM166 237V238H165ZM187 237V236H186ZM209 237L211 239H209ZM56 238V239H54ZM74 238V239H73ZM104 237H101L99 238L101 241H103ZM131 238V239H130ZM218 238L220 240H218ZM65 239V241L63 240ZM113 239V241H112ZM118 239V240H117ZM158 239V240H157ZM160 239V241H159ZM166 239V241H165ZM168 239V240H167ZM176 239V240H175ZM178 239V241H177ZM185 239V240H184ZM225 239V240H226ZM236 239V238H235ZM51 240V241H49ZM55 240V241H54ZM70 240V241H69ZM74 240V241H73ZM132 240V241H131ZM155 240V241H154ZM210 242H209V241ZM231 240V241H230ZM244 239L242 240H239V243H243ZM122 241H124L122 243ZM140 241V242H139ZM147 241V242H146ZM188 241V243H187ZM52 242V243H51ZM115 242H118V244H116ZM126 242V243H125ZM132 242V243H131ZM145 242V243H144ZM149 242V243H148ZM152 242H155L154 245ZM178 242V243H176ZM64 243V244H62ZM125 243V244H124ZM147 243V244H146ZM162 243V244H161ZM180 243V244H179ZM110 244H113V245H110ZM122 244V245H121ZM137 244V246H136ZM181 246H179V245ZM216 244V245H215ZM102 245V246H101ZM117 245L119 246V248H117ZM124 245V249H122ZM135 245V247H134ZM148 247H147V246ZM150 245V247H149ZM152 245V247H151ZM174 245V246H173ZM185 247H184V246ZM195 245V247H193ZM255 245V244H254ZM143 246V247H142ZM159 246V247H158ZM173 246V247H172ZM187 246V248H186ZM209 246V247H208ZM114 247V248H113ZM142 247V248H141ZM180 247V248H179ZM183 250H182V248ZM240 247V248H239ZM47 248V249H46ZM113 248V250H112ZM131 249L128 250V249ZM134 248V249H133ZM137 248V250H136ZM160 248V249H159ZM190 248V249H189ZM231 248V249H229ZM239 248V249H238ZM199 251H198V250ZM215 249V250H214ZM124 250V251H123ZM127 250V251H126ZM134 250V251H133ZM140 250V251H139ZM153 250V251H152ZM165 252H164V251ZM174 250V251H173ZM209 250V251H208ZM232 250V251H231ZM53 251V252H52ZM63 251H68L65 249V247H63ZM114 251V252H113ZM117 251H119V253H117ZM121 251V252H120ZM152 251V253H151ZM159 253H158V252ZM161 251V252H160ZM179 251H181L179 253ZM192 251V252H191ZM215 251H217L215 253ZM138 252V253H137ZM164 252V253H163ZM183 252V253H182ZM201 254H199V253ZM237 252V253H236ZM70 253V252H69ZM107 253H108V256H107ZM111 253V254H110ZM124 253V254H123ZM139 253H142V254H139ZM151 253V255H149ZM196 253V254H195ZM223 253V255H222ZM228 253V254H227ZM232 253V254H231ZM234 253V254H233ZM236 253V254H235ZM115 254V253H114ZM120 254V255H119ZM123 254V255H122ZM139 254V255H138ZM153 254V256H152ZM160 254V255H159ZM168 254V256H167ZM171 254V255H169ZM218 254V255H217ZM238 254V255H237ZM149 255V256H148ZM156 255V256H155ZM173 255V256H172ZM198 255V256H197ZM201 255V257H200ZM220 255V256H219ZM230 255V256H229ZM240 256L239 258H236L237 256ZM33 256V254H32ZM54 256V255H53ZM150 256L153 257V260L152 258H150ZM180 256V257H179ZM246 256H248L246 254ZM35 258V255L33 256ZM57 257V255L55 256ZM136 257V258H135ZM142 257V258H141ZM144 257V258H143ZM149 257V258H148ZM156 257H157V260H156ZM175 257V258H174ZM179 257V258H178ZM182 257V258H181ZM188 257V258H187ZM197 257H199L200 261H198ZM211 257V256H210ZM231 257L230 260H227ZM242 257V258H241ZM257 257V258H256ZM33 258V259H34ZM168 258V259H167ZM184 258V259H183ZM191 260H190V259ZM205 258V257H204ZM245 258V259H244ZM145 259V260H144ZM154 259L157 261H154ZM172 259V260H171ZM177 261H176V260ZM243 259V260H242ZM149 260L150 263H149ZM170 260L172 262H170ZM188 260V261H187ZM202 260V262H201ZM246 260V261H245ZM143 261V262H142ZM146 261V262H145ZM153 261V262H152ZM159 261V262H158ZM180 261V262H179ZM240 261V262H239ZM244 261V262H243ZM152 262V263H151ZM169 262V263H168ZM177 262V263H176ZM197 262V263H196ZM201 262V263H200ZM205 262H203L204 264ZM97 264H104L103 262H101V260H98Z\"/></svg>",
    "mask_w": 264,
    "mask_h": 264
},
{
    "label": "snow or ice",
    "instance_id": "3",
    "mask_svg": "<svg viewBox=\"0 0 264 264\" xmlns=\"http://www.w3.org/2000/svg\"><path fill=\"white\" fill-rule=\"evenodd\" d=\"M258 15H260V16H264V12H261V13H259ZM256 19H257V17L256 16H252L251 18H250V24H255L256 23ZM252 39V37L250 36L249 37V40H251ZM231 50L229 49V50H227V51H225L223 54L225 55V56H227V55H229V52H230ZM233 108H235V105H233ZM178 126V125H177Z\"/></svg>",
    "mask_w": 264,
    "mask_h": 264
}]
</instances>
